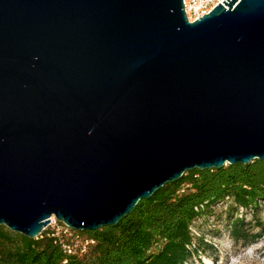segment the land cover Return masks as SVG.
I'll list each match as a JSON object with an SVG mask.
<instances>
[{"label": "water", "instance_id": "obj_1", "mask_svg": "<svg viewBox=\"0 0 264 264\" xmlns=\"http://www.w3.org/2000/svg\"><path fill=\"white\" fill-rule=\"evenodd\" d=\"M264 162V0H0V226L117 225L195 169Z\"/></svg>", "mask_w": 264, "mask_h": 264}, {"label": "trees", "instance_id": "obj_2", "mask_svg": "<svg viewBox=\"0 0 264 264\" xmlns=\"http://www.w3.org/2000/svg\"><path fill=\"white\" fill-rule=\"evenodd\" d=\"M228 200L233 206L225 214L232 221L236 241L264 234V222L258 219L260 233L246 231L240 212L257 209L264 201L263 161L187 172L141 200L117 225L80 232L95 240L81 255L67 254L48 229L30 239L1 225L0 264H191L207 244L195 236L194 222Z\"/></svg>", "mask_w": 264, "mask_h": 264}, {"label": "rangeland", "instance_id": "obj_3", "mask_svg": "<svg viewBox=\"0 0 264 264\" xmlns=\"http://www.w3.org/2000/svg\"><path fill=\"white\" fill-rule=\"evenodd\" d=\"M232 206L233 202L229 200L215 204L206 216L194 222L195 236H200L209 247L204 245V250L193 257L191 264H264V234L258 235L260 228L255 222L256 219L264 222V201L258 203L257 209L240 210L244 229L258 235L247 241L238 242L231 233L232 221L225 212Z\"/></svg>", "mask_w": 264, "mask_h": 264}, {"label": "built area", "instance_id": "obj_4", "mask_svg": "<svg viewBox=\"0 0 264 264\" xmlns=\"http://www.w3.org/2000/svg\"><path fill=\"white\" fill-rule=\"evenodd\" d=\"M225 0H183L184 9L189 21L193 22L205 14L211 13ZM51 228L52 234L59 238L65 252L69 255H81L87 252L89 247L95 244V240L86 234L69 228L55 218L51 219L46 229ZM79 232V233H78Z\"/></svg>", "mask_w": 264, "mask_h": 264}, {"label": "bare ground", "instance_id": "obj_5", "mask_svg": "<svg viewBox=\"0 0 264 264\" xmlns=\"http://www.w3.org/2000/svg\"><path fill=\"white\" fill-rule=\"evenodd\" d=\"M53 218H55V217H53Z\"/></svg>", "mask_w": 264, "mask_h": 264}]
</instances>
